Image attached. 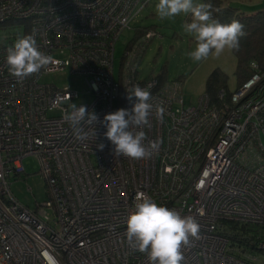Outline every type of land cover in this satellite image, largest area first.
<instances>
[{"label": "built area", "instance_id": "2783aa9c", "mask_svg": "<svg viewBox=\"0 0 264 264\" xmlns=\"http://www.w3.org/2000/svg\"><path fill=\"white\" fill-rule=\"evenodd\" d=\"M150 2L0 0V25L26 21L27 34L35 30L39 50L52 57L20 80L6 64L14 42L0 44V264H149L126 237L140 192L199 223L200 238L182 248V264H264V67L255 62L229 97L222 88L216 102L205 92L190 105L181 81L140 78L145 48L157 34L149 29L145 40L127 45L116 76V43ZM63 71L84 79L92 101L79 103L78 91L43 80ZM137 84L150 91L153 109L151 126L132 130L145 132L146 146L159 141L141 160L115 156L101 123L131 109L126 89ZM71 103L97 115L94 124L76 126L95 128L96 140L75 138L62 111ZM29 157L38 161L48 194L34 207L11 189L12 177L27 175ZM228 224L259 235L237 229L235 239Z\"/></svg>", "mask_w": 264, "mask_h": 264}, {"label": "clouds", "instance_id": "9594fccd", "mask_svg": "<svg viewBox=\"0 0 264 264\" xmlns=\"http://www.w3.org/2000/svg\"><path fill=\"white\" fill-rule=\"evenodd\" d=\"M211 9L210 3L198 0H158L155 5V12L161 20L180 14L191 15V22H185L183 30L195 44L194 50L188 53L195 62L207 60L210 56L219 58L225 50L238 51L241 38L247 35L245 26L239 20L222 23L213 18ZM6 53L9 73L20 80L39 73L52 62L50 55L39 50L35 30L31 34L18 36L7 47ZM251 67L255 69L258 65L253 62ZM126 92L132 107L130 110L121 108L104 116L101 122L107 128L104 136L114 145V155L117 157L133 160L150 158L153 151L159 148V141H150L146 146L145 132L132 129L151 126V93L138 84L126 89ZM62 111L64 120L74 127L77 140L89 137L96 140L95 128L91 132H83L76 127L81 122L94 124L98 119L94 112H87L85 106L76 103H71ZM163 114V107L157 106V118L162 119ZM97 147L103 150L105 145L100 143ZM126 226L130 247L144 254L149 264H182V248L190 245V238H200V225L193 216H181L176 210L158 205L143 192L137 193L134 211L127 217Z\"/></svg>", "mask_w": 264, "mask_h": 264}, {"label": "rangeland", "instance_id": "374dc122", "mask_svg": "<svg viewBox=\"0 0 264 264\" xmlns=\"http://www.w3.org/2000/svg\"><path fill=\"white\" fill-rule=\"evenodd\" d=\"M198 2H204L198 0ZM158 0H151L131 22L115 48V73L121 64V57L127 45L133 40H145L146 34L140 33L142 28L156 31V36L149 41L139 65L140 78L160 76L167 81H181L186 103L195 105L199 97L207 92V80L215 69H220L225 75V86L234 91L239 82L237 77L238 59L234 52H225L219 58L209 57L207 60L195 62L188 53L193 51L195 44L183 30L185 22H191V15L180 14L171 19L161 20L155 12ZM229 4L239 12L249 14L264 9V0H230ZM30 32L29 23L14 21L0 25V44L15 42L18 35ZM165 71V75H162ZM164 77V78H163ZM43 80L54 83L59 87H69L78 91L79 103L90 102V93L84 79L71 74L69 71L45 75ZM162 82V83H166ZM24 165L27 175L11 178V189L17 199L23 204L34 207L37 202L48 198L45 180L39 171L38 161L34 157L25 159Z\"/></svg>", "mask_w": 264, "mask_h": 264}, {"label": "trees", "instance_id": "16d2710c", "mask_svg": "<svg viewBox=\"0 0 264 264\" xmlns=\"http://www.w3.org/2000/svg\"><path fill=\"white\" fill-rule=\"evenodd\" d=\"M204 3L212 5V14L214 19L220 20L222 23H230L232 20H239L245 27L244 31L247 35L240 40V47L238 51H234L238 59V86H240L251 74V63L257 62L261 67H264V9L254 13H241L236 8L229 4L230 0H203ZM150 28H142L139 34L145 33ZM165 71L162 75H165ZM158 77V76H157ZM161 82L167 80L158 77ZM164 78V77H163ZM226 75L220 70L215 69L207 80V92L209 93L213 102L217 101V93L224 88L228 92V97L232 91L225 86ZM237 86V87H238ZM242 234H248L250 237L256 239L259 235V230L254 227L228 224L227 230L232 233L233 238H237L236 230ZM264 233V230H263Z\"/></svg>", "mask_w": 264, "mask_h": 264}]
</instances>
